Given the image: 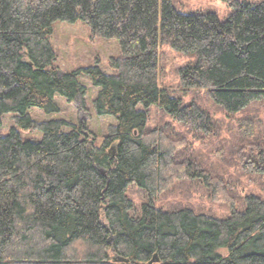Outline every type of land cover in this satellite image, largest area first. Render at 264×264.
Returning <instances> with one entry per match:
<instances>
[{
	"label": "trees",
	"instance_id": "obj_1",
	"mask_svg": "<svg viewBox=\"0 0 264 264\" xmlns=\"http://www.w3.org/2000/svg\"><path fill=\"white\" fill-rule=\"evenodd\" d=\"M222 1L223 19L180 0H0V126L15 124L0 134V264H264V0ZM57 21L118 40L111 72L98 56L61 72ZM168 50L185 59L175 85ZM82 77L115 119L101 143L29 114L86 96Z\"/></svg>",
	"mask_w": 264,
	"mask_h": 264
},
{
	"label": "rangeland",
	"instance_id": "obj_2",
	"mask_svg": "<svg viewBox=\"0 0 264 264\" xmlns=\"http://www.w3.org/2000/svg\"><path fill=\"white\" fill-rule=\"evenodd\" d=\"M180 3L187 6L188 9H212L218 16L223 19L231 9L222 0H180ZM54 45L58 51L59 57L57 65L61 72H68L78 67H83L94 62L95 57L101 58V66L107 72H111L108 65V59L111 56L118 55L120 52L119 43L116 39H108L99 35H92L90 28L82 21L75 23L57 21L54 24ZM170 61L163 70L161 79L166 84H176L177 75L175 68L184 63V57L167 51ZM81 81L87 86L88 94L78 98L74 102L67 101L64 97L56 95L55 102L58 110L53 113H46L38 108H31L29 114L36 120H46L52 118H64L76 124L81 125L89 139L96 138L101 143L103 135L107 131V127L111 123H115V119L110 116H99L92 107V99L97 93L88 77H82ZM153 112H156L153 110ZM14 114H7L2 119L0 126V134H7L12 127H15L13 121ZM155 120L158 117H154ZM20 133L24 139H41L42 133L20 129ZM210 206L218 212H224L223 205Z\"/></svg>",
	"mask_w": 264,
	"mask_h": 264
},
{
	"label": "water",
	"instance_id": "obj_3",
	"mask_svg": "<svg viewBox=\"0 0 264 264\" xmlns=\"http://www.w3.org/2000/svg\"><path fill=\"white\" fill-rule=\"evenodd\" d=\"M113 149H114V147L111 148V154L112 155L114 154ZM101 170H102V172H105V169L102 168ZM114 260L117 262H127L128 261L127 259H125L123 257H116V258H114ZM157 262H159V258L156 254L147 264H154Z\"/></svg>",
	"mask_w": 264,
	"mask_h": 264
}]
</instances>
